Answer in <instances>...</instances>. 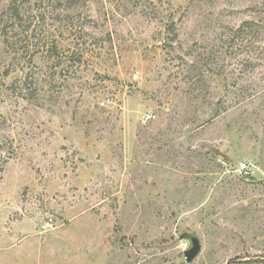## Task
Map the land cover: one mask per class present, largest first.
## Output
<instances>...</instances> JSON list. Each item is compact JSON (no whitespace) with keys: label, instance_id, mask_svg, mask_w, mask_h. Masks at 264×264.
Instances as JSON below:
<instances>
[{"label":"rangeland","instance_id":"rangeland-1","mask_svg":"<svg viewBox=\"0 0 264 264\" xmlns=\"http://www.w3.org/2000/svg\"><path fill=\"white\" fill-rule=\"evenodd\" d=\"M60 10L0 45V264H264V0Z\"/></svg>","mask_w":264,"mask_h":264},{"label":"trees","instance_id":"trees-1","mask_svg":"<svg viewBox=\"0 0 264 264\" xmlns=\"http://www.w3.org/2000/svg\"><path fill=\"white\" fill-rule=\"evenodd\" d=\"M80 0H7V5L0 12V45L11 46L21 41L36 40V34L42 33L43 24L47 16L59 9L72 10ZM57 5V6H55ZM58 7V8H57ZM60 10V11H61ZM32 38V39H31ZM47 41V37H44ZM41 43V42H39ZM43 42L42 44H44ZM55 46V43L52 42ZM35 45V44H34ZM30 83L28 77H23L22 81H15L11 87L28 90L27 99L34 97V92L26 86ZM20 84V85H17ZM6 120L0 115V131ZM0 146V173L3 172L4 165L12 157L13 152L5 151Z\"/></svg>","mask_w":264,"mask_h":264},{"label":"water","instance_id":"water-1","mask_svg":"<svg viewBox=\"0 0 264 264\" xmlns=\"http://www.w3.org/2000/svg\"><path fill=\"white\" fill-rule=\"evenodd\" d=\"M179 240L188 243L187 249L183 251V257L186 263H191L201 250L199 238L193 233L183 232L179 235Z\"/></svg>","mask_w":264,"mask_h":264},{"label":"built area","instance_id":"built-area-1","mask_svg":"<svg viewBox=\"0 0 264 264\" xmlns=\"http://www.w3.org/2000/svg\"><path fill=\"white\" fill-rule=\"evenodd\" d=\"M51 220H49L48 222H46L45 223V228H49V227H51ZM182 247L185 249V248H187L188 247V243L187 242H185L183 245H182Z\"/></svg>","mask_w":264,"mask_h":264}]
</instances>
